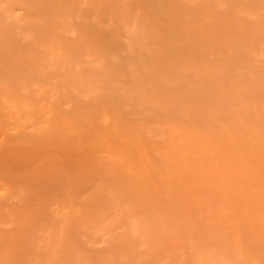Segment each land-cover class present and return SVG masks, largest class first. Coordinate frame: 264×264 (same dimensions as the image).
<instances>
[{"label": "rangeland", "instance_id": "1", "mask_svg": "<svg viewBox=\"0 0 264 264\" xmlns=\"http://www.w3.org/2000/svg\"><path fill=\"white\" fill-rule=\"evenodd\" d=\"M0 264H264V0H0Z\"/></svg>", "mask_w": 264, "mask_h": 264}, {"label": "bare ground", "instance_id": "2", "mask_svg": "<svg viewBox=\"0 0 264 264\" xmlns=\"http://www.w3.org/2000/svg\"><path fill=\"white\" fill-rule=\"evenodd\" d=\"M189 1H190V0H189ZM196 1H197V0H196ZM223 1H224V0H223ZM229 1H230V0H228V2H229ZM219 2H221V1H219ZM232 2H233V0H231V3H232ZM181 3H182V2H181ZM179 4H180V3H179ZM229 4H230V3H229ZM229 4H228V5H229ZM262 4H263V3H262ZM180 5H181V4H180ZM191 5H192V4H191ZM226 5H227V4H226ZM218 6H219V5H218ZM223 7H225V6H223ZM261 8H262V7H261ZM241 10H242V9H241ZM258 10H261V9H259V8L257 9V12L259 13L260 11H258ZM245 12H246V11H245ZM247 12H248V11H247ZM253 12H254V11H253ZM257 12L255 11V13L258 15ZM249 14H250V11H249ZM251 14H253V13H251ZM251 14H250V15H251ZM257 15H256V16H257ZM247 17H248V14H247ZM128 67H129V66H128ZM130 68H131V67H130ZM250 73H251V72H250ZM106 74H107V73H106ZM250 75H251V74H250ZM105 86H106V85H105ZM109 88H110V87H109ZM108 90H109V89H108ZM75 98H76V96H75ZM227 103H228V102H227ZM228 104H230V103H228ZM232 107H233V106H232ZM17 109H18V108H17ZM225 109H226V108H225ZM227 110H228V107H227L226 111H227ZM23 112H24V111H23ZM17 113H18V112H17ZM17 113H16V114H17ZM16 114H15V115H16ZM103 114H104V113H103ZM22 115H23V114H22ZM19 118H20V116H19Z\"/></svg>", "mask_w": 264, "mask_h": 264}]
</instances>
